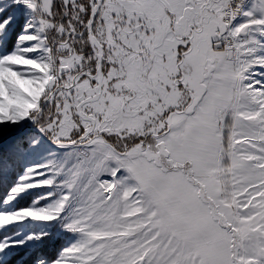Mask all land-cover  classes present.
<instances>
[{
    "label": "snow or ice",
    "instance_id": "snow-or-ice-1",
    "mask_svg": "<svg viewBox=\"0 0 264 264\" xmlns=\"http://www.w3.org/2000/svg\"><path fill=\"white\" fill-rule=\"evenodd\" d=\"M0 264H264V0H0Z\"/></svg>",
    "mask_w": 264,
    "mask_h": 264
}]
</instances>
